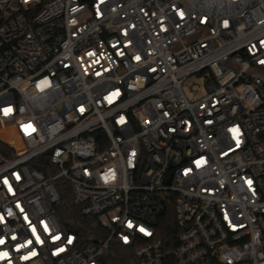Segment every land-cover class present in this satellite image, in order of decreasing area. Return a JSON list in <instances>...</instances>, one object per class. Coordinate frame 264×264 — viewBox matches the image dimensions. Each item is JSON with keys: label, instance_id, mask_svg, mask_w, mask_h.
Listing matches in <instances>:
<instances>
[{"label": "built area", "instance_id": "built-area-1", "mask_svg": "<svg viewBox=\"0 0 264 264\" xmlns=\"http://www.w3.org/2000/svg\"><path fill=\"white\" fill-rule=\"evenodd\" d=\"M3 129L0 264H264V0H0Z\"/></svg>", "mask_w": 264, "mask_h": 264}, {"label": "trees", "instance_id": "trees-1", "mask_svg": "<svg viewBox=\"0 0 264 264\" xmlns=\"http://www.w3.org/2000/svg\"><path fill=\"white\" fill-rule=\"evenodd\" d=\"M7 148H8L7 145L0 141V149L3 151H6ZM58 186H59V190H60L61 195H62V200L57 206L58 213H59L61 220L63 222H65L66 220L67 221L68 220H75L77 222H81V223L84 222L85 223L88 219H85L80 215L81 214V213H79L80 208L74 202L75 196L73 195V192H72V189H71L69 183L67 181H60L58 183ZM171 230H172L171 227H167V228L165 227L161 230V233H162L161 235L166 240L168 247L175 245L171 241V234H170L172 232ZM119 264H131V263L129 262V259L126 255V258L119 260Z\"/></svg>", "mask_w": 264, "mask_h": 264}, {"label": "rangeland", "instance_id": "rangeland-1", "mask_svg": "<svg viewBox=\"0 0 264 264\" xmlns=\"http://www.w3.org/2000/svg\"><path fill=\"white\" fill-rule=\"evenodd\" d=\"M257 70H261L257 68ZM206 76L204 74L193 75L188 78L185 86V91L188 96L192 97L194 93L201 94L203 92V84L205 83ZM88 225L93 226L92 220L85 222ZM126 258V253L123 248H115L112 253L107 257L105 264H119L120 259Z\"/></svg>", "mask_w": 264, "mask_h": 264}, {"label": "bare ground", "instance_id": "bare-ground-1", "mask_svg": "<svg viewBox=\"0 0 264 264\" xmlns=\"http://www.w3.org/2000/svg\"><path fill=\"white\" fill-rule=\"evenodd\" d=\"M9 130L8 129H3V130H0V136L5 138L6 140H10L12 138H15V136L11 135V134H8ZM16 145L18 147H21L20 146V143L17 141L16 142Z\"/></svg>", "mask_w": 264, "mask_h": 264}, {"label": "water", "instance_id": "water-1", "mask_svg": "<svg viewBox=\"0 0 264 264\" xmlns=\"http://www.w3.org/2000/svg\"><path fill=\"white\" fill-rule=\"evenodd\" d=\"M109 253H110V251H109V250H107V251H106V254L108 255Z\"/></svg>", "mask_w": 264, "mask_h": 264}]
</instances>
